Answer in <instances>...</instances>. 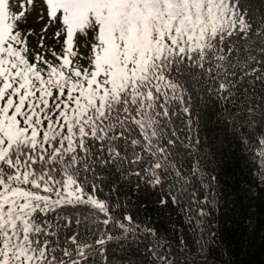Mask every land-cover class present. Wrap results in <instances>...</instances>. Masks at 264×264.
<instances>
[{
	"label": "snow or ice",
	"instance_id": "1",
	"mask_svg": "<svg viewBox=\"0 0 264 264\" xmlns=\"http://www.w3.org/2000/svg\"><path fill=\"white\" fill-rule=\"evenodd\" d=\"M18 8L0 0V264H96L113 238L100 224L136 231L131 215L126 227L111 215L119 205L96 196L102 183L115 193L136 178L137 189L168 186L172 203L195 204L178 161L205 100L233 105L227 115L244 142L240 130L257 119L247 96L256 82L264 93V12L241 0H19ZM31 15L39 29L27 26ZM52 29L53 41L64 40L62 54L47 48L50 60L38 49ZM205 215L193 208L188 221L201 247Z\"/></svg>",
	"mask_w": 264,
	"mask_h": 264
},
{
	"label": "trees",
	"instance_id": "2",
	"mask_svg": "<svg viewBox=\"0 0 264 264\" xmlns=\"http://www.w3.org/2000/svg\"><path fill=\"white\" fill-rule=\"evenodd\" d=\"M241 3L257 13L264 12L261 0ZM261 87L256 82L252 90L255 96H247L249 105L255 102L257 119L251 127L240 130L243 143L227 115L233 105L205 100L193 113L192 131L188 133L193 138L192 145L181 148L178 166L187 173L186 187L190 195L194 194L195 204L190 196L178 197V202L172 203L168 186L153 188L140 181L137 189L136 178L123 188L119 184L124 182H118L119 191L115 193L107 181L100 185L102 191H97L96 196L119 205L111 213L114 220L127 227L123 217L131 215L136 231L129 236L114 222L100 224L101 231L113 238L103 246L96 264H160L156 256L161 250L171 256L169 264L176 260L195 264H264V161L257 155L258 141L264 139ZM161 198L168 202L161 205ZM193 208H203L206 213L202 218L203 247L195 243L200 233L193 234L188 223ZM78 211L81 218L88 214L84 206ZM104 218L98 214L99 220ZM70 230L75 231L76 226Z\"/></svg>",
	"mask_w": 264,
	"mask_h": 264
},
{
	"label": "rangeland",
	"instance_id": "3",
	"mask_svg": "<svg viewBox=\"0 0 264 264\" xmlns=\"http://www.w3.org/2000/svg\"><path fill=\"white\" fill-rule=\"evenodd\" d=\"M18 4H19V0H11V8L13 11H19V8H18ZM28 12H32V8L31 6H28ZM28 19V27L29 28H36V29H39L40 28V24L37 23L35 21V17L34 15H31V16H28L27 17ZM21 27H24V24H23V21L21 22ZM52 31H55V29H52L51 31H49L48 33H46V39H45V45L46 47L43 48V49H38L39 51L41 52H44L46 53V58L47 59H52L51 55L47 53V48L48 47H52V48H55V50L57 52H61V49L63 47V40H64V37L62 36L60 38V40L58 41H53L51 39V35H52ZM85 37L83 36V34H77L76 37H74V43L79 46V45H83L85 43ZM29 47L30 48H34L36 46V44L38 43V38L36 36H31L29 37ZM75 50V49H74ZM79 51L81 53L85 52L86 51V47H82V48H79ZM62 54V52H61ZM34 55V54H33ZM32 57H30L31 59ZM82 63H86V61H81Z\"/></svg>",
	"mask_w": 264,
	"mask_h": 264
}]
</instances>
